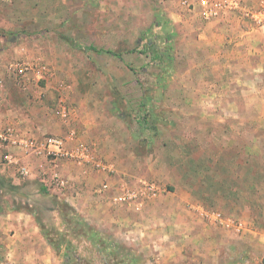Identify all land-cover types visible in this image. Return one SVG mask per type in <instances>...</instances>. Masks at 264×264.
Listing matches in <instances>:
<instances>
[{
	"label": "rangeland",
	"instance_id": "374dc122",
	"mask_svg": "<svg viewBox=\"0 0 264 264\" xmlns=\"http://www.w3.org/2000/svg\"><path fill=\"white\" fill-rule=\"evenodd\" d=\"M169 1L0 0V86L10 78L12 88L22 85L9 71L11 62H43L50 70L43 89L54 102L61 96L71 108L95 109L107 130L101 138L109 158L97 140L86 143L114 165L109 176L124 179L114 185L115 198L145 183L160 188L139 206L118 201L132 209L127 214H140L158 199H182L188 211L242 222L241 235L221 228L242 247L249 233L264 231V45L235 46L231 36L243 35L216 33L217 20L207 26L184 10L190 25L174 24L176 3ZM238 1L244 7L264 3ZM233 15L218 22L229 24L237 20ZM33 84L26 86H42ZM52 99L43 97L45 103ZM15 177L0 173V264H55L57 256L62 264H152L143 254L152 250L151 241L129 237L120 223L106 219L103 206L89 211L80 196L45 195L34 180ZM150 221L145 212L132 232L150 231ZM43 233L64 253L43 255ZM9 244L10 251L4 248ZM233 251L219 264H237L239 252Z\"/></svg>",
	"mask_w": 264,
	"mask_h": 264
},
{
	"label": "crops",
	"instance_id": "0c3cea01",
	"mask_svg": "<svg viewBox=\"0 0 264 264\" xmlns=\"http://www.w3.org/2000/svg\"><path fill=\"white\" fill-rule=\"evenodd\" d=\"M170 1L178 5L172 4L173 11L170 17L174 19V24L181 23L185 25L189 23L190 25V18L192 19V17L189 18L182 11L184 8L180 6V0ZM194 17L200 19L198 16ZM217 22H214L218 26L215 30L216 33L223 34L224 31L227 36L233 33H235L234 35H243L237 38L231 36L232 42L236 40L235 46H243L244 42L248 46H254L257 43H260V46L264 45V32L253 28L251 29L250 24L247 22H242L234 18L231 19V23L229 24H225L223 21ZM204 23V25L211 26V24H207L208 22ZM210 30H203V35ZM248 34L253 36L255 34L260 35H255L253 38H250V41L249 38H243L244 35ZM258 36H262V38L257 39ZM262 40L263 42H261ZM202 42L204 47L212 44V41L207 43ZM10 79L3 87L0 86V128L11 125L16 127L20 134L37 138L46 135L67 137L71 133H77L76 138H72L68 143L69 147H72L76 142H92L97 140L102 147L100 151L105 154L106 158L110 157L111 150L105 151L103 144L105 141L104 138H101H107V135H105L107 130L103 128L102 130L99 120L95 119V109H89L84 106L85 109L82 105H75L76 107L72 109L76 117L64 118L62 115L55 114L56 103L54 102V98L52 99L51 97L52 92L48 88L43 89V82L40 88H31L30 86H23L21 84L19 87L14 86L12 88L13 82ZM29 88L30 90L26 91ZM48 95L52 99L51 103H45L43 100V97L46 98ZM122 153L124 154V151ZM62 172L74 180L75 189L81 193L78 195L81 198L80 203L81 201L82 203L86 202V205L90 207L89 211L95 210L97 206H103L104 210H107V213L109 212L106 219L111 222L120 223L121 227L128 232L129 237L141 236V238L151 241V244H153L152 250L143 254L151 256L152 264H219L225 256L233 254L235 252L233 250L239 252L236 256L238 259L237 264H264V231L262 230H259L260 232L254 231L249 233L242 244L244 246L238 247L239 245L236 244L234 235L223 231L220 226L212 224L207 218L201 217L203 211H199L200 208L197 209V213L196 211L186 210L182 199H158L145 204L140 214H127L129 212L128 210L132 209L120 203L117 204L115 201V195L118 191L114 185H119V183L124 182V179L117 178L116 174L109 176L105 173L93 171L86 177H83L80 175L78 168L67 163L63 164ZM0 173H4L10 178H13L14 182L17 180L15 177V174H17L15 169L4 164L1 160ZM27 179L30 181L34 180L38 187H40V190H43L41 184L34 177ZM103 183H108L109 188L104 193V197H100L94 193V189ZM145 212L146 216L151 219L148 222L151 225V229L148 231L141 227V231L140 229L137 230L136 227L137 231L134 234L132 232V225L137 224L138 219L142 215H145ZM25 237L26 235H23L22 238ZM26 238H29V236ZM47 239H49L48 236L43 233V255L45 253H64L60 247L55 248L49 245V240L47 242ZM10 244L15 245L16 243L13 241ZM10 244L4 246V248L10 251L12 248ZM13 247V252H20L17 246ZM20 249L23 250L22 247ZM58 259L60 258L57 256L55 264H62V259Z\"/></svg>",
	"mask_w": 264,
	"mask_h": 264
},
{
	"label": "built area",
	"instance_id": "2783aa9c",
	"mask_svg": "<svg viewBox=\"0 0 264 264\" xmlns=\"http://www.w3.org/2000/svg\"><path fill=\"white\" fill-rule=\"evenodd\" d=\"M179 3L187 13L205 22L224 20L228 14H234L237 20L247 21L255 30L264 32V3L258 7H244L238 0H180ZM9 71L24 86L34 83V86L40 87L38 84H42L43 75L50 76V70L41 61H14L10 63ZM54 112L68 118L73 109L65 105L60 96ZM76 136L77 133H71L67 137L46 135L37 138L20 134L16 127L6 125L0 128V160L13 167L20 176L34 177L48 194L75 199L80 191L75 189L74 180L62 172L64 163L78 168L83 177L92 171L107 175L114 172V165L105 162L94 145L76 142L69 147L68 143ZM108 188V183H103L94 189V193L102 195ZM159 193L160 188L156 184L145 183L137 190L125 189L115 201L139 206ZM202 215L221 228L239 235L243 233L242 222L225 218L220 212H204Z\"/></svg>",
	"mask_w": 264,
	"mask_h": 264
},
{
	"label": "trees",
	"instance_id": "16d2710c",
	"mask_svg": "<svg viewBox=\"0 0 264 264\" xmlns=\"http://www.w3.org/2000/svg\"><path fill=\"white\" fill-rule=\"evenodd\" d=\"M72 47L77 48V49H81V47L75 45L74 43L72 44ZM145 47H146V49L148 48V49L152 52V55H153V61H157V60L159 59L160 56H158V52L155 50V47H154L153 43L147 42L146 45H145ZM83 50H85V51H86V50H91V51H93V52H95V53H100V52H102V50H97V49L94 48V47H88V48L86 47V48H84ZM106 52L109 53V54H113V53L110 52V51H106ZM113 55H114V54H113ZM42 192L45 193V194H48V193L45 191L44 188H43Z\"/></svg>",
	"mask_w": 264,
	"mask_h": 264
}]
</instances>
